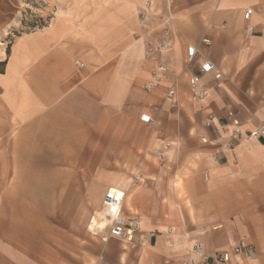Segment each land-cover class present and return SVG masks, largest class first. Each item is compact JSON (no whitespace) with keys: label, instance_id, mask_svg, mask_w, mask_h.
<instances>
[{"label":"crops","instance_id":"obj_1","mask_svg":"<svg viewBox=\"0 0 264 264\" xmlns=\"http://www.w3.org/2000/svg\"><path fill=\"white\" fill-rule=\"evenodd\" d=\"M135 1L141 4V0ZM212 3L215 9L223 8L212 10ZM64 4L44 26L14 35L0 62V146L4 145L7 153L13 150L15 173L20 170L24 179L15 178L12 201L16 217L24 212L18 202L34 201L33 193L49 186L66 187V192L81 181L79 171L119 168L142 172V165L150 164L143 155L159 147L165 137V93L175 78L179 103L191 100L190 71H180L186 46L198 45L200 37L206 36L211 45L205 53L222 78L217 81L212 74L202 75L200 86L207 96L202 103H188L191 117L185 122L189 123L174 132L171 142L177 145L168 151L178 158L185 148L183 136L185 144L193 146L187 152L189 167L183 171H189L188 181H183L189 203L188 226L180 219L156 223L150 202L138 195L141 186L133 189L135 212L125 202L122 206L126 219L136 217L140 222L141 249L130 254L116 238L110 241L112 237H107L104 248L120 250L118 264H156L161 259L165 264H181L188 255L189 238L202 228L201 241L210 264H220L215 254L230 250L242 238L257 252L248 264H264V143L239 138L231 152L221 150L232 138V118L242 130L264 121V32L259 29L264 0H155L158 13L169 17L173 25V46L161 56L169 67L168 81L151 92L142 86L153 62L145 59L143 42L134 38L138 24L128 35L127 21L131 19L116 3L100 0L78 2L81 15L77 18H54ZM246 7L253 9L250 22L243 17ZM248 22L254 31L244 38ZM15 23L0 13L1 27L7 29ZM81 25L88 28H77ZM4 37L0 34L1 40ZM161 104L163 111L158 115L163 135L155 136L151 143L150 126L140 121V115L148 112L154 119ZM113 174L102 180L103 186L123 173ZM27 182L37 185L36 189L28 188ZM94 190L95 197L97 192L103 197L102 189ZM94 202L99 207L100 200ZM168 227L175 241L172 253L162 234ZM103 233L106 235V229Z\"/></svg>","mask_w":264,"mask_h":264},{"label":"rangeland","instance_id":"obj_2","mask_svg":"<svg viewBox=\"0 0 264 264\" xmlns=\"http://www.w3.org/2000/svg\"><path fill=\"white\" fill-rule=\"evenodd\" d=\"M92 1L94 0H0V13L6 19L16 20V23L7 26V29L6 27H1L0 24V34L5 35L2 39L3 41L0 39V42H2L0 48L6 55L4 47L9 44L14 35L21 32L29 33L31 30L44 26L52 16L54 10L64 2V8L58 9V12H55L54 18H77L81 15V11L78 8L79 4L77 3ZM100 1L116 3L120 12L126 15L125 17L131 19V21H127L129 35L135 23L138 24L137 14L144 0H141V4L135 0ZM149 1H151L152 6L155 8V0ZM136 4H138V7ZM215 7V3L210 5V9L212 10ZM222 8V6H219L215 10ZM155 12L159 16H163L158 13L156 8ZM170 27L172 31V23H170ZM77 28L87 29L88 27L81 25ZM3 29L5 33L1 32ZM102 34H104V30ZM202 37L206 36H201L200 39ZM171 49L169 48L164 53L171 52ZM0 58L3 59V57ZM1 59L0 62L3 61ZM180 71L181 73H186L185 64H183ZM166 81H168V78L162 80L159 86L167 83ZM183 95L187 97L184 91ZM188 98L191 99V97ZM191 100H187L186 104H180L177 95L175 101L165 100L168 113L165 125L167 129L165 137L162 134L164 126L161 125V116L158 115L160 111H163V105L156 106L155 112L157 116H155L153 123L148 125L150 126L149 137L152 143L155 136L163 135L162 141L159 147L151 149L150 154L143 155L146 159L149 158L150 164L144 163L142 165V172L140 171L139 174H136V170L119 168H117L118 170L79 171L82 174L78 175L81 181L77 185L74 184L68 187L66 192V187L49 186L38 194L33 193L34 201L23 200V202H18L17 204L24 208L22 217H16L14 211L15 203L12 200H14L15 178L17 177L20 182L24 181V179L22 175H19L20 170H17L18 174L15 173L13 150L10 149L9 153H7L6 147L4 145L0 146V264H118L117 256L120 250L116 248L109 251L104 248V245H107L109 240L113 241V238H109L108 240L103 233L104 231L98 232L92 228V223H96V216L101 208L102 200V196L99 194L98 200H100V204L96 208L93 194L94 188H100L104 193L105 187L108 188L109 186L118 184V182L116 184L109 183L119 181L121 178H133L128 180L127 186L123 191L127 195L132 194L134 198L135 193L133 189L143 187L140 188V192H142L138 195L141 197L145 196L150 202L151 210H153L152 218L156 223L165 221L172 223L174 220L180 219L185 226H188L189 203L185 194L183 181H188L189 171H187L188 174H183V171L189 167L187 152L193 146L189 143L185 144L187 141H185L186 138L183 136L182 143H184L185 147L183 153L179 154L178 158H175V156L171 157L169 153L173 150L172 145H177L176 141L171 142L174 132L179 130L182 125L189 123L185 121H189L191 117V110L188 106V103L191 106L193 101ZM154 107L151 106L150 110ZM228 116L232 117L231 112H228ZM234 119L232 118L231 122ZM203 141L206 142V139H203ZM165 143H169V145L164 147ZM116 172L123 174H118L114 179L112 177L103 186L102 180L111 177ZM153 172L154 175H152ZM47 173L50 174L49 171ZM149 179L150 182L147 183ZM152 179L154 180L151 181ZM99 182L101 185L97 184ZM35 186L37 185L30 186V183L27 182V187L31 190H35ZM39 213L43 214V216H39ZM200 230L202 228L197 229L193 237L189 238L188 251L192 245V239L195 238ZM162 234L165 243L169 247V253H172L175 241L171 237L170 228H166ZM187 234H189V230ZM117 240L118 245L122 249H129L130 254L137 253L141 249L142 244L139 240V232L134 236L133 244ZM183 261L181 264H183ZM156 264H165V260L161 259Z\"/></svg>","mask_w":264,"mask_h":264},{"label":"built area","instance_id":"obj_3","mask_svg":"<svg viewBox=\"0 0 264 264\" xmlns=\"http://www.w3.org/2000/svg\"><path fill=\"white\" fill-rule=\"evenodd\" d=\"M252 14V7H246L243 12V17L249 21ZM137 18L138 31L135 33V39L143 42L144 57L153 62L149 79L146 80L142 86L144 91L151 92L158 87L161 80L168 76L169 67L163 63L161 56L166 50L172 47L171 22L169 17L159 16L149 0L142 1V5L138 10ZM249 22L243 31L244 38H248L254 31L253 24ZM259 29L261 32H264V20L260 23ZM210 45V39L202 37L198 45L189 44L186 47L184 64L185 69L190 71L188 87L193 101L200 102L206 95V90L200 86L202 75L212 74V79L217 81L222 78L221 71L217 69L215 63H213L205 53V48ZM74 62L76 65L82 66V63L79 60H75ZM176 85L177 79L175 78L165 93L166 99L175 101ZM145 116L149 119L145 120ZM234 120L231 122L233 126L231 132L232 138L223 143L221 147L222 151L231 152L233 142L239 138L256 139L264 143V121L259 122L256 126L250 129L242 130L239 128V123H233ZM140 121L144 124L150 125L153 123L154 119L150 113L145 112L140 115ZM168 145L169 143H165L164 147H167ZM123 201L124 197L122 193L116 189L108 187L104 191L101 207L107 219L104 228L106 229V237L126 239L133 235L134 238L138 232L137 219H126L121 210ZM204 234L205 232L202 229L196 234L195 238L192 239V245L189 248L188 255L183 261V264H210L201 241V237ZM255 256H257V252L253 245L242 238L239 239L230 250L216 253L214 257L220 264H248L249 260ZM197 259H199L200 262H197Z\"/></svg>","mask_w":264,"mask_h":264},{"label":"bare ground","instance_id":"obj_4","mask_svg":"<svg viewBox=\"0 0 264 264\" xmlns=\"http://www.w3.org/2000/svg\"><path fill=\"white\" fill-rule=\"evenodd\" d=\"M145 1V0H144ZM58 12V11H57ZM2 33H5V30L3 29L2 31H1ZM0 45H2V42H0ZM187 47V46H186ZM167 51V50H166ZM4 55H5V53H4V51L0 48V57H4ZM1 59V58H0ZM166 78H168V76L167 77H165L164 79H166ZM163 79V80H164ZM162 81V80H161ZM160 81V82H161ZM206 96H207V92H206V95H205V97L200 101L201 103L205 100V98H206ZM191 97V96H190ZM234 124H237L238 122L236 121V120H234V122H233ZM126 183H128V180L127 179H124V180H120L119 182H118V184L117 185H112V186H109V187H111V188H114V189H116L117 191H119V192H121L122 193V195H123V197H124V202L126 203V206H127V208L130 210V211H133V212H135V210H134V206H133V204H134V197L132 196V194H125L124 193V189L126 188V186H127V184ZM94 192H96V191H94ZM96 194V197H95V195H94V197H95V199H97L98 200V197H99V192H97V193H95ZM125 195V196H124ZM127 196H130V200L128 201L127 200ZM125 198H126V201H125ZM94 199V200H95ZM122 206H123V204H122ZM121 206V207H122ZM121 210H122V208H121ZM106 222H107V219H106V216H105V214H104V212H103V210H102V207L100 208V210H99V212L97 213V216H96V223L94 222V223H92V228H93V230L94 231H98V232H103L104 231V228H105V226H106ZM137 224H138V231H139V228H140V225H139V221L137 220ZM132 238H133V235L131 236V237H128V238H126V239H119V240H122V242H127V243H131L132 244ZM256 258V256L255 257H253L252 259H250V260H253V259H255ZM249 260V261H250Z\"/></svg>","mask_w":264,"mask_h":264},{"label":"snow or ice","instance_id":"obj_5","mask_svg":"<svg viewBox=\"0 0 264 264\" xmlns=\"http://www.w3.org/2000/svg\"><path fill=\"white\" fill-rule=\"evenodd\" d=\"M145 120L149 119L147 116L144 117Z\"/></svg>","mask_w":264,"mask_h":264}]
</instances>
